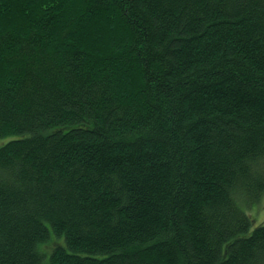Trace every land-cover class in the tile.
I'll return each mask as SVG.
<instances>
[{
    "label": "trees",
    "instance_id": "1",
    "mask_svg": "<svg viewBox=\"0 0 264 264\" xmlns=\"http://www.w3.org/2000/svg\"><path fill=\"white\" fill-rule=\"evenodd\" d=\"M9 136L0 264H264V0H0Z\"/></svg>",
    "mask_w": 264,
    "mask_h": 264
},
{
    "label": "rangeland",
    "instance_id": "2",
    "mask_svg": "<svg viewBox=\"0 0 264 264\" xmlns=\"http://www.w3.org/2000/svg\"><path fill=\"white\" fill-rule=\"evenodd\" d=\"M104 18L101 20L103 23ZM9 139H12L11 136L9 137H2L0 138V145L7 142ZM245 209V211L253 218L252 228L259 224H264V191L262 194L254 200H249L244 202L243 199L238 198L237 200ZM43 244H41L42 246Z\"/></svg>",
    "mask_w": 264,
    "mask_h": 264
}]
</instances>
